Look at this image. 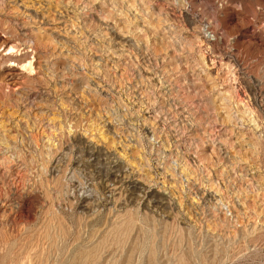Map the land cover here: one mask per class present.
Returning <instances> with one entry per match:
<instances>
[{
	"label": "rangeland",
	"instance_id": "374dc122",
	"mask_svg": "<svg viewBox=\"0 0 264 264\" xmlns=\"http://www.w3.org/2000/svg\"><path fill=\"white\" fill-rule=\"evenodd\" d=\"M0 264H264V0H0Z\"/></svg>",
	"mask_w": 264,
	"mask_h": 264
},
{
	"label": "bare ground",
	"instance_id": "6f19581e",
	"mask_svg": "<svg viewBox=\"0 0 264 264\" xmlns=\"http://www.w3.org/2000/svg\"><path fill=\"white\" fill-rule=\"evenodd\" d=\"M206 37L212 42V41H214V39H212L213 37L211 36V33H209V32H207V35H206ZM11 51H12V49H10ZM11 53V52H10ZM14 63V62H13ZM11 64H12V61H11ZM31 62H29L28 61V63H26L25 65L23 64H21L20 65V67H21V69L23 68V69H27V68H29V71H31V69H30V67H31ZM252 119V118H251ZM203 192V191H202Z\"/></svg>",
	"mask_w": 264,
	"mask_h": 264
}]
</instances>
